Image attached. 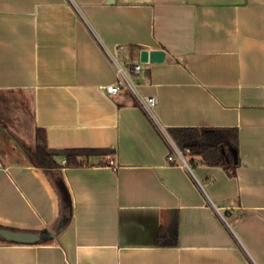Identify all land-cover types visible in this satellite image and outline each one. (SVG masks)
I'll use <instances>...</instances> for the list:
<instances>
[{
    "label": "crops",
    "instance_id": "1",
    "mask_svg": "<svg viewBox=\"0 0 264 264\" xmlns=\"http://www.w3.org/2000/svg\"><path fill=\"white\" fill-rule=\"evenodd\" d=\"M141 50L165 53L132 77L155 121L104 91L108 52L126 68ZM0 102L28 109L29 149L40 130L50 149L115 151L56 158L65 219L49 172L2 142L0 227L40 239L0 236V264H264V0H0ZM158 126L236 128L235 175L168 162Z\"/></svg>",
    "mask_w": 264,
    "mask_h": 264
},
{
    "label": "trees",
    "instance_id": "2",
    "mask_svg": "<svg viewBox=\"0 0 264 264\" xmlns=\"http://www.w3.org/2000/svg\"><path fill=\"white\" fill-rule=\"evenodd\" d=\"M168 133L183 154L198 158L201 163L206 165L220 166L229 175H235L240 164L236 128L178 127L168 129ZM114 153L115 151L109 148L50 149L45 143V134L40 130H36L34 146L26 152L32 162L49 172L59 193L62 217L65 219L70 217L71 197L61 176V166L56 162V158L62 156L65 166L77 167L87 162L90 157H104L114 155ZM0 229L5 228L0 227ZM3 240L6 239L3 238Z\"/></svg>",
    "mask_w": 264,
    "mask_h": 264
},
{
    "label": "built area",
    "instance_id": "3",
    "mask_svg": "<svg viewBox=\"0 0 264 264\" xmlns=\"http://www.w3.org/2000/svg\"><path fill=\"white\" fill-rule=\"evenodd\" d=\"M108 54L115 65L116 81L104 87L105 93L109 95H114L122 89L128 90L131 95L135 98L136 103L145 111L148 117L151 120L155 121V117L153 115L152 110L153 107L156 105V98L154 96H145L141 94L137 84L132 80L133 76H137L144 71L142 63L130 64L128 67L125 68L118 64L115 57L111 53L108 52ZM159 129L165 139L168 141L172 150V153L167 156V161L170 163L177 162L178 164L185 166L190 170V167L187 161L185 160L182 152L175 145L174 141L167 134L165 129H163L162 127H159ZM111 162L112 161L110 160V163Z\"/></svg>",
    "mask_w": 264,
    "mask_h": 264
},
{
    "label": "rangeland",
    "instance_id": "4",
    "mask_svg": "<svg viewBox=\"0 0 264 264\" xmlns=\"http://www.w3.org/2000/svg\"><path fill=\"white\" fill-rule=\"evenodd\" d=\"M5 98L1 97V99H4L6 101ZM7 99L9 101V98ZM0 108H1L0 113H2V117L0 118H3V117L5 118L2 121L1 125L5 127L6 124L9 123L12 131H14V133L12 131H9L10 134H4L0 132V144L2 142H6L7 140L9 141L10 139L13 141L12 138H15L16 142L18 141L21 149L25 147V152H27L29 149L28 147H31L30 145L27 144V141L31 140L30 132H29L30 113L28 109L21 110L19 108V105L17 104L11 105L9 103H5V104L2 103ZM8 116L9 118H7ZM20 137H22V139Z\"/></svg>",
    "mask_w": 264,
    "mask_h": 264
},
{
    "label": "water",
    "instance_id": "5",
    "mask_svg": "<svg viewBox=\"0 0 264 264\" xmlns=\"http://www.w3.org/2000/svg\"><path fill=\"white\" fill-rule=\"evenodd\" d=\"M165 53L163 50H141L139 53V61L146 62H162ZM0 236L6 240L18 243H34L40 239L35 232L14 231L9 229H0Z\"/></svg>",
    "mask_w": 264,
    "mask_h": 264
}]
</instances>
